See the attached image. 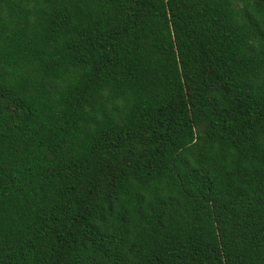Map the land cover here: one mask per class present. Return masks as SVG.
I'll use <instances>...</instances> for the list:
<instances>
[{"label":"trees","instance_id":"obj_1","mask_svg":"<svg viewBox=\"0 0 264 264\" xmlns=\"http://www.w3.org/2000/svg\"><path fill=\"white\" fill-rule=\"evenodd\" d=\"M0 264H264V0H0Z\"/></svg>","mask_w":264,"mask_h":264}]
</instances>
